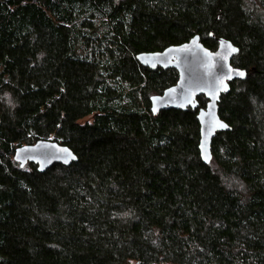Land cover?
<instances>
[{
    "label": "trees",
    "instance_id": "16d2710c",
    "mask_svg": "<svg viewBox=\"0 0 264 264\" xmlns=\"http://www.w3.org/2000/svg\"><path fill=\"white\" fill-rule=\"evenodd\" d=\"M195 35L248 71L209 164L207 98L153 113L178 73L136 59ZM41 139L77 161L21 167ZM0 264H264V0H0Z\"/></svg>",
    "mask_w": 264,
    "mask_h": 264
},
{
    "label": "water",
    "instance_id": "95a60500",
    "mask_svg": "<svg viewBox=\"0 0 264 264\" xmlns=\"http://www.w3.org/2000/svg\"><path fill=\"white\" fill-rule=\"evenodd\" d=\"M213 37V34L210 33ZM218 46L211 50L204 46L199 35L178 45H170L161 51L141 52L137 61L145 67L156 69L174 68L178 73L177 82L164 89L161 94L150 97L151 111L158 113L165 109L186 110L197 108V97L207 98L205 108H200L197 120L200 126L199 152L204 164L212 159L211 144L218 131L230 130L218 114V103L222 94L230 91V83L244 80L247 69L231 64L233 56L239 53L238 46L225 38L217 39ZM236 49L235 52L232 49ZM244 75L240 76L239 73ZM218 124L226 127H218ZM14 160L23 167L27 163L36 165L38 172H45L55 164L69 166L77 161L73 151L57 141L38 140L32 144L17 147Z\"/></svg>",
    "mask_w": 264,
    "mask_h": 264
},
{
    "label": "snow or ice",
    "instance_id": "6c2138e0",
    "mask_svg": "<svg viewBox=\"0 0 264 264\" xmlns=\"http://www.w3.org/2000/svg\"><path fill=\"white\" fill-rule=\"evenodd\" d=\"M232 51H233V52H235V51H236V49H234V48H233V49H232ZM239 75H240V76H243V75H244V73H243V72H241V73H239ZM217 126H218V127H226V125H223V124H218Z\"/></svg>",
    "mask_w": 264,
    "mask_h": 264
},
{
    "label": "flooded vegetation",
    "instance_id": "af4514ba",
    "mask_svg": "<svg viewBox=\"0 0 264 264\" xmlns=\"http://www.w3.org/2000/svg\"><path fill=\"white\" fill-rule=\"evenodd\" d=\"M218 43V42H217Z\"/></svg>",
    "mask_w": 264,
    "mask_h": 264
}]
</instances>
